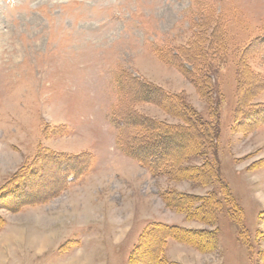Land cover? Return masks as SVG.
I'll use <instances>...</instances> for the list:
<instances>
[{"label": "rangeland", "instance_id": "374dc122", "mask_svg": "<svg viewBox=\"0 0 264 264\" xmlns=\"http://www.w3.org/2000/svg\"><path fill=\"white\" fill-rule=\"evenodd\" d=\"M162 51L216 53L218 119L184 74L192 65L169 63ZM141 80L161 89L154 101L133 103ZM185 101L198 129L184 117ZM114 111L131 144L162 135L150 152L167 150L162 169L117 146ZM131 111L150 124L136 126ZM210 127L247 235L209 176ZM28 162L18 187L7 184ZM81 164L85 173L64 188V174ZM195 166L204 168L188 169ZM175 194L191 197L181 198L191 210L211 196L215 211L199 217L213 220L175 209ZM0 222V264H141L132 257L141 241L138 255L153 264L155 223L201 232L189 236L199 249L167 238L170 263L264 264V0H0Z\"/></svg>", "mask_w": 264, "mask_h": 264}, {"label": "trees", "instance_id": "16d2710c", "mask_svg": "<svg viewBox=\"0 0 264 264\" xmlns=\"http://www.w3.org/2000/svg\"><path fill=\"white\" fill-rule=\"evenodd\" d=\"M220 51V50H219ZM164 53V51H162L161 55ZM208 54L206 57L201 55V54H197V55H190V54H186L183 53L181 54V52L176 53V55H172V53L169 52H165V54H163L164 56H171V58L165 59L167 62L175 64V63H179V65L181 67L184 68V64H191L192 65V69L191 70H183L186 76H188L193 83H195L199 89L201 90L202 93H205L207 95L210 96V101H211V112H212V116L215 119L219 118V109H220V103L222 101V95L220 94V90L219 88H217L216 83H215V79L214 76H217L218 73V67L217 65H215L213 63L214 57L216 56V53H210L209 51L206 53ZM212 54V55H211ZM162 55V56H163ZM175 58V59H174ZM207 58V59H206ZM200 59V61H199ZM196 61H199V69L197 68L198 66L195 65ZM186 69V68H185ZM188 74V75H187ZM123 81V78H122ZM138 84H140V87H138L137 92L135 94L133 103L136 102H152L154 101V99H156L155 97H157L158 92H160V88L153 86L152 84L141 80V81H137ZM124 84V83H123ZM122 84V85H123ZM135 84V83H134ZM153 92H157L156 95H153ZM124 94V93H123ZM167 97L173 98L172 102H176L178 103V101L181 99L175 97L176 99H174V97H172V95H169L167 92L164 93ZM159 96V95H158ZM181 103V108H183V111L185 112V118H187V121H194L196 124V128L199 126L201 127V122H199V119L197 117V114H195L191 108V106L185 101V102H180ZM131 114L133 115L132 117H134V121L136 122V126L140 125L141 128L142 127H146L148 126L150 123L149 121L142 117L139 116L138 114H134L131 111ZM130 114H128L129 116ZM122 114L119 111H114L112 114V123L114 124V126L117 128V146L128 156H130L131 158L135 159L136 161H138L141 165L143 166H148L150 169H152L153 171H159L160 169H162L160 166L164 161V158L167 156V150H164L162 153H157L155 156H153L152 154L150 155V152H152V150H155V143L158 142V140H160L162 138L161 134H155L153 135V138H148V140L146 141H142V142H136L135 144H131L130 142H128V140L125 137V131H126V124L127 122H124V119L122 118ZM196 117V118H195ZM186 120V119H185ZM189 125L191 128L192 126H194L193 124H187ZM176 129H182V131H185L189 128H182L181 127H176ZM198 129V128H197ZM196 129V130H197ZM219 134L217 131H215L214 129L207 128V132H206V138L209 139V144L211 147V154H212V159H213V165L214 167L211 165L209 168V176H215L218 183L220 184V186L223 189L224 195H225V201L229 204V207L231 209V216H233L236 220H238V222L241 224V229L243 234L247 235V231L245 230L243 224H242V220H243V209L239 206L236 198L234 197L228 183L224 180V178L222 177L221 174V164L218 158V144H219V138H218ZM147 139V138H146ZM183 146L185 144H182ZM186 148L191 147V145L189 146L188 144H186ZM182 146V147H183ZM185 149H183V151H185ZM43 153H38L37 158L34 159V161L36 162L39 161V159L43 156ZM45 155H47V153H45ZM54 157H57V155H54ZM153 157V158H152ZM157 157V158H156ZM75 160L80 159L81 157L76 156L72 157ZM32 163L28 162L25 164V166L22 167L21 170H19L15 175L13 176V178L7 182L10 184H13L11 187L16 186L18 187V183L19 181L22 182L21 180L24 179V177L28 174L31 173V170L33 169L32 167ZM89 165H84L81 164L77 167H75V169L73 171H67L64 175L65 178L63 179L62 183L64 182L63 187H67L71 182L75 181L77 178H79L81 175H83L85 173V171L87 170ZM160 167V168H159ZM203 166H195L192 168H188V169H192V170H196V172H200L201 170H203ZM187 169V170H188ZM10 188V185L8 186ZM60 187V190L63 188ZM57 188H54L52 191H55ZM16 191V190H15ZM13 191V192H15ZM51 191V192H52ZM12 192V191H11ZM20 192V191H19ZM50 192V193H51ZM16 193V192H15ZM49 195V194H48ZM47 197V193H45L44 195H38L36 197H25L22 196L20 199L17 200V202L15 203V205L13 206L14 208H22L25 205H30L32 204V202H36L38 203V201H42L43 199H46ZM175 196L177 198H179V203L177 202V204L179 206H175V209H178L179 211L185 213L188 217H190L191 219L196 218L198 220L207 222L208 221H212L213 218L207 219L204 218V215H202V217H199V213L200 212H204L205 209H207L210 213H213L215 211V206L216 203L213 202V199H211V196H205L200 198V205L195 209V210H191L190 206H186V204H181L183 203V199H185L186 197L189 196H185V195H181L178 196L177 194H175ZM183 198V199H181ZM192 198L189 197V201ZM181 200V201H180ZM168 202L170 204L171 200L168 198ZM172 204V203H171ZM170 204V205H171ZM16 209V210H18ZM206 211V210H205ZM214 215V214H213ZM207 219V220H206ZM158 225L153 226L151 229L154 228V230L150 231V232H154V231H159L161 232V240L156 248V254L157 257L155 260H151V262L148 263H153V264H176V263H170L168 261H166L163 257H162V250L161 247L164 245V242L167 238H174L178 241L181 242H185L190 244L191 246L199 249L201 248L197 243L198 242H192L189 241V236L191 235H197L200 234L201 232L199 231H194L191 229H185L184 227L178 226V225H167V224H162L159 225V223H155ZM1 222H0V227H1ZM212 232H205V234H210ZM149 234L148 229L144 231V233L142 234V239H144L147 235ZM212 238V237H211ZM213 240V239H212ZM142 242V241H141ZM141 242L137 243V245L134 248L133 251V258H138V260L141 262V264H145L143 262L142 259H144L145 257H141L138 255V251L141 245ZM212 242V241H211ZM145 256H147L146 254H144Z\"/></svg>", "mask_w": 264, "mask_h": 264}]
</instances>
